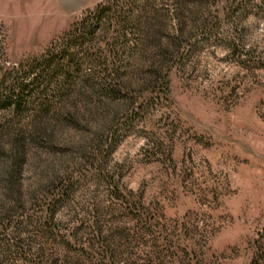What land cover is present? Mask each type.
<instances>
[{"label":"rangeland","instance_id":"rangeland-1","mask_svg":"<svg viewBox=\"0 0 264 264\" xmlns=\"http://www.w3.org/2000/svg\"><path fill=\"white\" fill-rule=\"evenodd\" d=\"M103 1L0 0V78L30 84L24 161L0 151L25 239L5 264H264V0H135L157 19L125 55L113 24L37 76Z\"/></svg>","mask_w":264,"mask_h":264},{"label":"trees","instance_id":"trees-1","mask_svg":"<svg viewBox=\"0 0 264 264\" xmlns=\"http://www.w3.org/2000/svg\"><path fill=\"white\" fill-rule=\"evenodd\" d=\"M174 1L177 10L181 13L184 9L185 1ZM135 8L143 9L139 11L137 17L134 16L136 15V12H134ZM155 13L153 4L149 1L140 5L137 4V1L135 0H104L95 11L90 12L80 23L76 24L74 29L66 34L62 45H55L54 48L48 51L49 54L47 55L46 60H44V64H42V70L38 71L39 73H37V76L45 73V70L49 72L51 70V72L58 74L61 67H64L63 70H61L64 74L69 73L70 66L75 63L78 58L77 53H88L84 46L87 42L95 39L97 30L101 27L106 28L107 26H112L113 24H116V26L121 29L122 34L121 41L114 43V49L115 51L118 49V55H125L129 41V39L126 38L127 35H129V33L136 34L133 31L129 32V27L132 26L135 31H138L139 33H149V30L152 31L153 28H155L154 22L155 19H157ZM75 47L82 49V52L75 51ZM1 50L2 48H0V51ZM38 65L39 64L33 66V73L36 72ZM29 85L30 84L19 78H14L13 81H7L6 77L0 78V151L13 154L12 156L14 157V160L11 163V166L13 167L17 163V154L21 155V159L25 155L24 140L26 139V136L21 130L20 121L15 119V115L23 109V105L26 102V88ZM37 129L36 126L32 128L35 132H37ZM9 135L13 138L10 143H7L4 138ZM23 161L24 158L20 162L22 163ZM11 166L4 171L7 180H11L13 175ZM15 207L16 203L13 206L8 207L7 211H11ZM0 219V224H3L5 220L3 217ZM7 220L8 224H4V226L0 225V264H5L8 257L14 252L13 249L15 247L18 248V246L22 245L25 241L21 233L23 221L18 220L15 223L12 220ZM9 234L12 235L10 236L12 238H7ZM12 239H14L13 244L11 243Z\"/></svg>","mask_w":264,"mask_h":264}]
</instances>
